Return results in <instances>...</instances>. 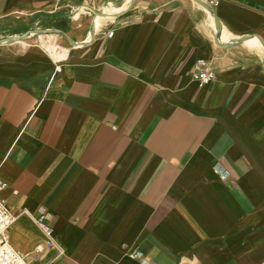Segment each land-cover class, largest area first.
I'll use <instances>...</instances> for the list:
<instances>
[{"label":"crops","instance_id":"0c3cea01","mask_svg":"<svg viewBox=\"0 0 264 264\" xmlns=\"http://www.w3.org/2000/svg\"><path fill=\"white\" fill-rule=\"evenodd\" d=\"M0 42V198L28 264H264V10L0 0Z\"/></svg>","mask_w":264,"mask_h":264},{"label":"built area","instance_id":"2783aa9c","mask_svg":"<svg viewBox=\"0 0 264 264\" xmlns=\"http://www.w3.org/2000/svg\"><path fill=\"white\" fill-rule=\"evenodd\" d=\"M211 8L217 5L219 0H200ZM214 73L206 67L196 69L193 77L200 85H206L213 79ZM2 187L0 186V189ZM41 218L36 223L41 227L47 236L48 245L56 243L54 231ZM16 220V214L7 206L5 201L0 198V264H28L24 255L16 250L9 241V231ZM44 245H38L37 251L41 252Z\"/></svg>","mask_w":264,"mask_h":264},{"label":"water","instance_id":"95a60500","mask_svg":"<svg viewBox=\"0 0 264 264\" xmlns=\"http://www.w3.org/2000/svg\"><path fill=\"white\" fill-rule=\"evenodd\" d=\"M196 1H197V3H199L200 5H202L203 7H205L206 9H208L210 12H212V13L214 12V9L211 8L209 5L203 3V2L200 1V0H196ZM235 1H238V2H240V3H244V4L248 5V6L255 7V8L260 9V10H264V9H262L261 7H258V6H256V5H254L253 3H250V2H247V1H244V0H235ZM217 27H218V30H219V29H220V26H219V23H218V22H217ZM24 39H26V37H25ZM10 40H11V41H14V40H17V39H15V38H11ZM68 40L70 41L71 44L76 45V44H75L74 42H72L70 39H68ZM0 43H1V42H0Z\"/></svg>","mask_w":264,"mask_h":264}]
</instances>
